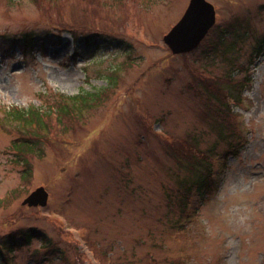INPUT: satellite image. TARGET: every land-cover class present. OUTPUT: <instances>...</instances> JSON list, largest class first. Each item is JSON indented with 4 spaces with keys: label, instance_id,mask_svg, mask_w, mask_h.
<instances>
[{
    "label": "rangeland",
    "instance_id": "obj_1",
    "mask_svg": "<svg viewBox=\"0 0 264 264\" xmlns=\"http://www.w3.org/2000/svg\"><path fill=\"white\" fill-rule=\"evenodd\" d=\"M189 1L0 0V117L100 90L119 68L75 129L57 128L58 114L36 131L43 151L31 175L10 150L19 128L0 123V264H264V53L248 58L264 38V0H210L214 28L173 55L163 36ZM238 15L251 17V33L227 52L220 29ZM227 93L239 101L224 102ZM232 127L247 144L226 165L214 159L215 191L194 186L180 218L178 183L196 178L186 164L221 128L232 139ZM41 185L48 204L24 205ZM30 228L39 236L23 244Z\"/></svg>",
    "mask_w": 264,
    "mask_h": 264
},
{
    "label": "trees",
    "instance_id": "obj_2",
    "mask_svg": "<svg viewBox=\"0 0 264 264\" xmlns=\"http://www.w3.org/2000/svg\"><path fill=\"white\" fill-rule=\"evenodd\" d=\"M89 2L91 0H88ZM252 22L251 17L244 16H236L230 24L222 27L220 29L221 34V43L225 46V51L231 52L235 49V46L239 45L242 38H245L251 33ZM258 46H253V51L249 52V61L253 62L254 58L258 57L264 53V38H258ZM87 43L91 41V38H86ZM90 43V42H89ZM88 43V44H89ZM78 48V47H77ZM91 53V52H90ZM77 55L73 54V57ZM91 54H86L83 56L85 59L89 57ZM233 63H235V59H231ZM248 61V62H249ZM237 66V65H236ZM235 66V67H236ZM119 71V68L115 69L112 73L105 74L106 78L109 79V85L101 88L96 91H87L84 90L74 95L61 94L62 104L58 107H51L49 109L45 108L41 110V108L36 107L35 105H30L28 107H19L18 105H13L8 107L5 110V114L0 117V123L2 126H6V121L10 120L12 122V126L14 129L16 127L20 130V135L12 141L10 150L14 151L13 159L14 161L24 167L23 176L31 175L33 172L32 165V157L33 155H41L43 151L42 146H38L37 143V130L44 128L46 130H50L53 127V120L59 114V120H61V125L57 128L63 131H69L73 128L75 129L77 126V122L81 120V117H84L87 114V111L93 110L100 102L102 94L108 90L112 89L115 86V79L117 77L114 75ZM98 76H102L103 74H97ZM229 92V91H228ZM232 97V98H231ZM224 99V98H223ZM232 100V102H238L239 96H232L231 93H227L225 95L224 102H228ZM78 117V119H77ZM33 127V129H31ZM232 131H236L235 135L232 139H229V134H225L224 130L221 128V137L220 140L214 142L207 150L202 151L200 154V160L198 162H192L190 160L189 164H186L187 168H190L192 171H195L196 178L193 180V185L189 182L188 179L181 180L178 185L180 186V193L185 195V198H181L180 202V218L184 217L185 212L188 208V202L190 199L188 198L191 192L199 191L202 195L208 196L213 194L216 189V182L214 178L213 168H214V159H218L220 161H225L223 165H226L228 157L237 156L241 149L247 144L242 131L236 127H232ZM230 131L231 133H233ZM40 139L42 137H39ZM221 142H225L227 146H223L219 148ZM182 156L185 160H189L191 157L188 153L183 154ZM180 162V166L182 167L183 162L181 159H178ZM209 195V196H210ZM180 200V199H179ZM189 200V201H188ZM168 202L170 204L174 203V198L172 194H168ZM176 218L172 222L175 224L174 228L178 229L185 227L184 220ZM173 228V229H174ZM175 230V229H174ZM38 230L36 228H30L27 231L23 230V244H29L31 240L35 237H38ZM13 243V237L11 239ZM2 248L5 245V242H1ZM1 251V250H0ZM152 261L155 263L159 261V259L154 258ZM175 264H184L181 262H175Z\"/></svg>",
    "mask_w": 264,
    "mask_h": 264
},
{
    "label": "water",
    "instance_id": "obj_3",
    "mask_svg": "<svg viewBox=\"0 0 264 264\" xmlns=\"http://www.w3.org/2000/svg\"><path fill=\"white\" fill-rule=\"evenodd\" d=\"M216 22L215 6L208 0H191L180 21L164 36L173 52H187L196 48ZM49 192L44 186L36 188L25 200L30 206L48 203Z\"/></svg>",
    "mask_w": 264,
    "mask_h": 264
}]
</instances>
